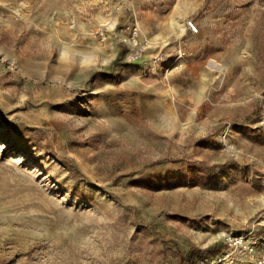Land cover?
Segmentation results:
<instances>
[{"label":"rangeland","instance_id":"obj_1","mask_svg":"<svg viewBox=\"0 0 264 264\" xmlns=\"http://www.w3.org/2000/svg\"><path fill=\"white\" fill-rule=\"evenodd\" d=\"M262 258L264 0H0V264Z\"/></svg>","mask_w":264,"mask_h":264},{"label":"built area","instance_id":"obj_2","mask_svg":"<svg viewBox=\"0 0 264 264\" xmlns=\"http://www.w3.org/2000/svg\"><path fill=\"white\" fill-rule=\"evenodd\" d=\"M188 27L192 31H194V32L197 31L196 26L191 21L188 22ZM135 33H136V31H134V34ZM134 45H137V43L135 42ZM141 51H143V50L136 49L134 51V54H132V58H137L138 56H140L141 55ZM226 241H227V244L229 246H241V245H243V238H242V236H233V237L227 238ZM226 257H229V253H226L222 257H219L218 260L219 261L224 260V259H226ZM258 264H264V258H262L261 260H259L258 261Z\"/></svg>","mask_w":264,"mask_h":264}]
</instances>
